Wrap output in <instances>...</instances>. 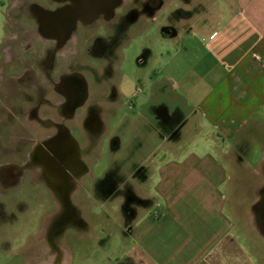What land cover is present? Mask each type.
<instances>
[{"label": "rangeland", "instance_id": "374dc122", "mask_svg": "<svg viewBox=\"0 0 264 264\" xmlns=\"http://www.w3.org/2000/svg\"><path fill=\"white\" fill-rule=\"evenodd\" d=\"M3 1L0 0L1 3ZM192 2H197L200 7L208 3L214 8L211 11L214 13L215 7L222 0H163L161 10L155 14L154 20L141 18L137 25L131 23L128 31L115 42L114 65L110 72L113 74L112 84L106 90L109 100H115L111 102L112 112L101 113L98 107L95 108V122H100L101 135H96L94 131L86 132L84 129L82 135L78 132L73 135L89 163L94 180L100 178L107 182V194L115 187L120 192L110 201L105 199L108 195H104V192L96 201L83 196L74 197V202H70L73 209L74 203L76 204L80 214L78 217L86 228L67 229L61 236V247L68 254V264L70 255L73 256V264H116L121 259L124 244L118 230L110 226L114 225V220L121 225L123 184L129 179L141 182L139 177L142 174L152 183L148 182L147 186H143L144 190L147 193V190H151L150 194L156 192V195L161 190L182 194L186 188L184 179L196 177L198 174L215 180V192L231 198L233 202V220L238 228L245 229L243 224L252 221L249 211L257 198L255 185L264 180L261 166L264 161V152L261 155L264 122L263 125L248 124L244 127L248 133H260L258 138L254 136L249 141L246 140L248 143H241L242 152L239 155L234 152L229 154L227 147H224L225 140L213 128L212 123L203 124L199 134L193 124L189 125L181 132L184 134L178 143L173 139L167 140V144L176 148H172L173 151L159 146L157 150L143 152L146 147L144 141H150V145L157 144L152 137L155 125L157 128L166 127L162 129L164 132L176 123V114L172 115L169 125L153 120L156 108L167 110L168 113L175 110L174 106L164 102L170 100V95L174 94L169 88V83L172 82L170 77H176L183 70L189 71L196 78L205 77L206 71L216 65L215 59L204 58L199 64L204 69L200 74L196 71L197 68H191V57L183 58L181 64L180 60L172 57L173 49L169 46L165 32L174 30L180 22L187 19L186 5ZM212 18H215L214 15H211ZM1 23L0 16V31ZM94 77L97 75L87 74L92 92L95 88ZM212 79L210 76L204 79L201 84L202 92L211 87ZM161 81L166 83L163 90L156 87ZM176 93L179 94L180 91ZM18 124L4 129L7 138H12V143L6 145H14L15 141L20 145V136H27L26 131ZM190 129L193 132H189ZM2 130L0 127V134ZM113 142H116L114 146ZM23 154H0V160L2 165L9 166L12 162L20 163L25 158ZM261 157L259 165L257 163ZM204 166L206 168H201ZM208 166L212 169H208ZM23 186H6L7 191L5 188L0 190V201L5 204L0 214V264H39L53 255L41 227L47 221V212L54 209L56 203L46 196L47 191H43L40 185L33 186L32 191L31 188L26 190ZM192 192L194 190L190 191ZM46 198L50 201H46ZM105 213L108 218L104 216ZM74 214L78 215L76 209ZM107 220H112L109 225L106 224ZM54 240L57 241V238ZM258 242L264 244L263 239L258 238Z\"/></svg>", "mask_w": 264, "mask_h": 264}, {"label": "flooded vegetation", "instance_id": "af4514ba", "mask_svg": "<svg viewBox=\"0 0 264 264\" xmlns=\"http://www.w3.org/2000/svg\"><path fill=\"white\" fill-rule=\"evenodd\" d=\"M162 2L4 0L0 3V127L3 128L0 154L25 155L20 163L0 167V190L24 185V189L32 191L37 184L47 191L46 196L56 204L47 212V221L41 229L54 251L61 250V236L67 229L86 228L78 217L75 203L78 215L74 214L70 203L74 202V197L84 196L96 201L108 188L104 180H94L73 134L82 135L83 129L102 134L94 112L97 107L101 113L112 112L111 102L115 100H109L106 90L112 84L110 72L114 65L115 42L128 31L131 23L137 25L141 18L154 20ZM88 73L97 75L93 92ZM154 89L156 91L155 86ZM155 114L167 122L164 110L156 108ZM17 124L27 136H20V145L15 141L8 146L12 138H7L4 129ZM115 144L113 142V146ZM261 166L264 174L263 162ZM145 178L142 174L141 182H134L139 185ZM263 185L264 180L255 186L256 200ZM122 187L121 225L114 220L110 228L115 227L123 239L128 222L125 217L129 211L134 214L143 200L127 181ZM119 192L115 187L112 192H105L104 195H108L105 199L110 201ZM4 205L0 201V214ZM104 216L108 218L106 213ZM109 221L106 224L109 225ZM70 264H73L71 255Z\"/></svg>", "mask_w": 264, "mask_h": 264}, {"label": "crops", "instance_id": "0c3cea01", "mask_svg": "<svg viewBox=\"0 0 264 264\" xmlns=\"http://www.w3.org/2000/svg\"><path fill=\"white\" fill-rule=\"evenodd\" d=\"M186 6L187 19L170 30L173 34H165L173 49L172 57L180 64L183 58L191 57V68H197L200 74L204 69L199 64L204 58L215 59L216 65L206 71L205 77L196 78L186 70L170 77L169 88L174 94L164 102L175 110H164L167 122L163 117L154 119L169 125L176 114V123L164 132L166 127L156 125L152 137L157 144L144 141L143 152L159 146L173 151L176 148L167 140L178 143L184 134L181 132L189 125L193 124L199 134L203 124L212 123L225 140L229 154L239 155L241 143H248L260 133H248L244 127L264 122V0H222L214 13L208 3ZM211 15L215 18L211 19ZM209 76L213 78L211 87L202 92L201 84ZM164 86V81L156 85L159 90ZM261 144L263 155L264 136ZM261 161L262 157L257 164ZM184 180V193L161 190L159 195L144 190L143 186L150 183L146 179L139 185L134 180L127 181L143 203L125 217L128 222L122 239L124 248L116 264H264V244L258 242L263 238L251 220L243 224L245 229L238 228L233 202L215 192L217 182L199 174Z\"/></svg>", "mask_w": 264, "mask_h": 264}, {"label": "water", "instance_id": "95a60500", "mask_svg": "<svg viewBox=\"0 0 264 264\" xmlns=\"http://www.w3.org/2000/svg\"><path fill=\"white\" fill-rule=\"evenodd\" d=\"M65 201L67 202V200ZM249 213L252 216L251 222L253 228L256 233L264 239V185L258 190V199L250 206ZM51 250L53 251V255L39 264H68V254L62 247L61 250L58 251H54L52 248Z\"/></svg>", "mask_w": 264, "mask_h": 264}]
</instances>
